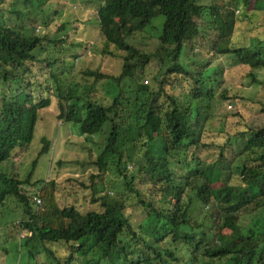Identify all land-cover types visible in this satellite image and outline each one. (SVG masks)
Listing matches in <instances>:
<instances>
[{
	"label": "trees",
	"instance_id": "1",
	"mask_svg": "<svg viewBox=\"0 0 264 264\" xmlns=\"http://www.w3.org/2000/svg\"><path fill=\"white\" fill-rule=\"evenodd\" d=\"M47 1L0 0V207L11 199L22 214L12 225L26 232L18 247L32 258L45 252L52 264H264V123L252 127L237 113L243 130L225 131L222 142L203 139L215 99L230 98L217 96L210 82L217 80L206 72L212 58L230 55L251 69L264 67V25L248 31V42L236 40V9H260L264 0H89L104 37L102 54L120 53L123 65L118 75L99 68L78 71L83 81L73 65L58 74L55 62L34 53L65 42L26 31L24 19L34 21L27 8ZM161 16L156 36L153 21ZM149 27L157 43L144 51L132 40ZM202 54L204 62L197 59ZM168 60L164 71L147 72L152 61L161 70ZM38 63L44 64L39 70ZM247 76L262 83L252 71ZM104 80L118 88L110 102L96 98ZM53 98L57 118L79 125L82 134L110 128L94 162L100 172L91 174L89 186L82 183L99 210L62 206L54 180L32 182L38 158L50 151L47 138L27 177L2 168L16 148L31 142L38 112ZM257 104L264 113V103ZM107 168L121 178L123 190L97 196L96 179ZM133 208L144 213L141 221L131 216Z\"/></svg>",
	"mask_w": 264,
	"mask_h": 264
},
{
	"label": "rangeland",
	"instance_id": "2",
	"mask_svg": "<svg viewBox=\"0 0 264 264\" xmlns=\"http://www.w3.org/2000/svg\"><path fill=\"white\" fill-rule=\"evenodd\" d=\"M211 1L204 0L203 3L209 4ZM223 1L231 4L235 0ZM258 7L260 9L247 11V8L241 5L236 9V14L241 17V21L236 26V40L240 44L248 42V38L247 40L245 38L249 30H254L255 24L264 25V2H260ZM238 9L241 11L237 12ZM26 11L27 16L34 18L32 22L29 21V17L24 19L29 35H47L54 39H65L63 43L46 44L45 50L34 52L39 59H49L55 62L53 69L56 73L67 72L73 65L75 73H78L76 79L83 81L78 71L88 68H99L115 75L121 72L123 58L120 53L111 57L102 54L104 37L98 24L96 10L89 0H48L44 4L29 6ZM245 14H249L250 18L242 17ZM5 18L9 23L12 22L9 14H6ZM163 21V16L156 18L153 26L156 25L157 30L149 27L147 30L151 31L137 34L132 42L144 51H152L157 43L155 34L156 36L160 34ZM263 29L264 27L259 31ZM153 30L156 31L155 34ZM260 37L264 38V32L260 33ZM197 59L203 62L206 60L203 54ZM237 61L234 56L215 55L206 71L209 78L217 79L210 80L215 87L216 95L219 96L224 92L230 97L229 99H215L211 115L204 123L203 139L208 143L212 140L216 143L224 141L225 131L233 134L236 130H243L246 127L242 123L244 121L252 127H258L264 123V113L260 112L257 104L258 101L264 103V67L251 69ZM43 65V63H38L34 68L39 70ZM168 65H170L169 60L160 70L159 63L152 61L146 66V70L155 74L158 71H164ZM142 70L141 68L137 72H142ZM250 71L262 83L253 82L247 76ZM44 72L49 76L48 68H45ZM43 87H46L45 83ZM43 91L48 96L45 88ZM96 91L98 100L110 102L112 97L118 93V88L112 80H104L96 86ZM180 92L181 87L178 86L176 93ZM52 100L49 107L39 110L31 142L24 147L16 148L15 152H17L3 164L2 168L5 172L20 178L27 177L33 170V162L38 158L42 148V139L47 138L51 141L50 151L38 158L32 182L54 180L57 184V197L62 206L74 204L83 212L99 210L100 203L91 202V190L84 187L82 183L89 186L91 174L100 172L94 162L107 143L110 128L106 126L100 133L88 137L81 133L79 125L57 118V102L55 98ZM237 113L242 115L244 121L240 115H235ZM231 145L233 148L238 147V144L234 142ZM208 156L210 159L214 158V155L209 154ZM130 169L134 170L132 166ZM96 183L97 196L107 190L113 193L110 195L123 190L121 178L113 168H107L102 178L96 179ZM28 190L35 193L37 188H28ZM14 210H16V205L11 199L0 207V264H52L53 260L45 252H38L37 256L32 258L29 257L28 252L18 247L26 232L12 227L13 223L22 217L20 211ZM131 216L134 220L141 221L144 213L133 208ZM55 249L61 255L66 253L63 246H55Z\"/></svg>",
	"mask_w": 264,
	"mask_h": 264
},
{
	"label": "built area",
	"instance_id": "3",
	"mask_svg": "<svg viewBox=\"0 0 264 264\" xmlns=\"http://www.w3.org/2000/svg\"><path fill=\"white\" fill-rule=\"evenodd\" d=\"M35 203L39 205L41 203V198L39 196L34 197Z\"/></svg>",
	"mask_w": 264,
	"mask_h": 264
}]
</instances>
